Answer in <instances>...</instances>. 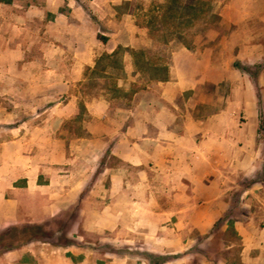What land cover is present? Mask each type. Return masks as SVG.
Returning a JSON list of instances; mask_svg holds the SVG:
<instances>
[{
    "label": "rangeland",
    "instance_id": "rangeland-1",
    "mask_svg": "<svg viewBox=\"0 0 264 264\" xmlns=\"http://www.w3.org/2000/svg\"><path fill=\"white\" fill-rule=\"evenodd\" d=\"M48 1L0 2L7 3L6 6L0 5V149L4 147V140H9L11 136L14 159L21 160L20 154L23 153V156H30L31 163L41 165V168L53 166L51 157L46 158L53 145L48 138L51 134L55 135L59 127L55 107L58 102L67 101L65 91L68 85L82 93L80 102L108 95L113 101L111 108H115L131 105L124 93L116 88L118 84L130 88V82L136 79L138 82L130 88L131 91L146 84L141 77L140 80L137 77H128V80L116 78L115 75L122 71L108 66L107 69L113 71L108 78L96 77L97 74L91 77L92 74L85 67L83 71L88 74L86 82L77 79L76 86L72 85L69 73L75 63L69 60L67 40H57L54 36L56 29L48 27L50 20L55 18L54 14L45 13L50 5ZM65 1L53 0L51 5L59 6L70 22L77 21L71 17ZM76 2L87 13L91 24L98 25L100 40L108 41L106 35L112 32L110 25L112 28L122 25L123 29L118 30L119 38L128 42L134 34L137 38L150 39L149 32L134 33L132 27L137 25L146 29L150 10L163 0ZM211 4V13H215L216 17L202 24L204 32L194 36L192 41H198V44H193V48L203 52L204 48L209 47L215 53L219 52L221 59L216 65L221 68L225 78H220L222 81L217 92L212 85L202 90L210 96L207 104L212 105L213 109L233 101L239 124L255 141L253 172L238 173L231 179L230 187L220 191L225 203L217 209L222 214L213 221L188 223L173 219L153 223L144 219L146 214L142 205L140 222H132L126 215L119 228L117 221H110L103 223L109 228L102 230L101 222L82 220L86 214L81 212L86 209L89 217L93 218L100 210V200L108 198L106 191L97 187L90 192L94 202L90 200L86 206L79 203L74 208L71 221H64L68 216L66 213L61 217L48 218L40 224L12 229L5 236L6 244L17 247L29 244L28 253L19 264H264V132H258L260 118L264 121V0H211ZM126 9L131 12H124ZM234 32L237 39L256 45L241 47L239 40L226 44V39L229 41ZM174 48L175 45L165 49L159 47L158 51L167 56ZM233 69H236V74L231 72ZM245 99H251L253 110L246 109ZM201 108L211 110V106ZM110 112L118 116L116 109ZM85 122L95 123L93 117L83 111L77 118L65 122L60 129L83 134L86 131ZM94 161L99 166L92 175V183L103 181L109 188L111 181L107 178L108 174L101 175L100 172L106 164L117 165L118 162L113 158L106 160L105 157ZM127 176L130 180L134 176L131 169ZM163 192L156 191V195H164ZM126 193L130 199L144 200L152 196L154 190L142 186ZM127 194L124 196L127 197ZM111 198L109 192V200ZM177 232H187L191 236H176ZM164 238L167 241L165 251L150 250L154 241L160 247ZM151 254L163 255L166 260L162 261L157 256L154 258Z\"/></svg>",
    "mask_w": 264,
    "mask_h": 264
},
{
    "label": "crops",
    "instance_id": "crops-1",
    "mask_svg": "<svg viewBox=\"0 0 264 264\" xmlns=\"http://www.w3.org/2000/svg\"><path fill=\"white\" fill-rule=\"evenodd\" d=\"M48 2L50 5L45 13L55 16L48 27L56 29L54 36L57 40H67L69 60L75 63L69 73L72 85L76 86L77 79L86 82L88 74L83 69L86 67L91 73L102 55L111 54L119 47L128 51L122 57L124 68L115 77L123 80H128V77L140 80L141 77L146 84L132 91L130 88L136 86V79H132L130 88L118 84L116 88L124 93L131 105L115 108H111L113 101L108 95L80 102L82 93L68 85L65 91L67 101H60L55 107L59 127L55 135L51 134L48 138L53 143L50 154H46V158L51 157V168L31 163L30 156H23V153L20 154L21 160H15L11 136L9 140H4V147L0 149V264H19L28 253L29 244L17 247L5 243V236L12 229L40 224L66 213L68 216L64 221H71L74 208L79 203L86 206L94 202L90 192L97 187L106 191L108 198L100 200V210L93 218L89 217L86 209L81 212L86 214L82 220L99 221L102 230L109 228L103 223L110 221H117L119 228L126 215L132 222H140L142 205L145 207L144 219L153 223L173 219L188 223L216 220L222 214L217 207L225 203L220 191L228 189L231 179L238 173L251 174L255 160V141L239 124L234 102L228 101L226 106L213 109L207 104L210 96L202 90L212 85L218 91L220 78L224 77L221 68L216 65L221 54L209 47L203 52L194 49L193 44H198V41L192 42L191 47L172 41L168 46L175 45V48L167 55L168 78L147 80L136 69L129 49L156 50L162 47L154 38L150 36L147 41L134 34L128 42H124L118 32L123 26L112 28L110 25L112 32L106 35L109 39L104 42L98 38V25L91 24L76 0L65 1L71 17L77 19L72 22L59 6L51 5L53 0ZM0 5L6 6L7 3ZM132 32L148 34L149 29L134 25ZM236 36L235 32L232 33L226 44L237 40L241 47L253 44ZM231 72L236 74V69ZM101 74L96 77H104ZM205 105L211 106V110L201 108ZM244 105L247 110H253L251 99H245ZM113 109H116L119 118L111 114ZM83 111L95 121L94 124L84 123L86 131L83 134L60 129ZM102 157L118 162L117 165L106 164L100 172L101 175L108 174L107 178L111 181L109 188L106 182L94 184L91 180L99 166L94 160ZM129 169L134 174L131 180L127 176ZM142 186H148L154 194L144 200L128 197V190H137ZM156 191H164V195H156ZM109 192L113 197L111 200ZM201 215L203 217L198 218ZM186 235L191 236L187 232L176 233V236ZM165 240L160 247L154 241L150 250L165 251Z\"/></svg>",
    "mask_w": 264,
    "mask_h": 264
},
{
    "label": "trees",
    "instance_id": "trees-1",
    "mask_svg": "<svg viewBox=\"0 0 264 264\" xmlns=\"http://www.w3.org/2000/svg\"><path fill=\"white\" fill-rule=\"evenodd\" d=\"M0 2H11V0H0ZM124 12H131L127 10ZM212 12L211 0H163L154 9L150 10L147 27L150 36L165 49L172 41L179 42L188 47L192 46V40L197 33H203V25L214 19L216 14ZM128 49L119 47L111 54H104L98 60L96 67L91 71L92 75L101 74L107 77L113 74L108 70L111 66L114 70H123V54ZM134 57L136 69L142 73L147 80H166L168 78L169 66L168 56L160 54L153 49H129ZM112 73V74H111ZM259 133L264 132V121L260 118ZM155 258L166 260L163 255H154Z\"/></svg>",
    "mask_w": 264,
    "mask_h": 264
}]
</instances>
